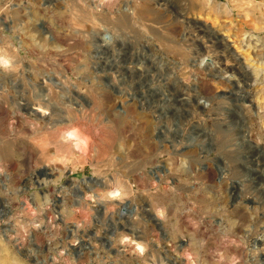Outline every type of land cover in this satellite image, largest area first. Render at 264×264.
<instances>
[{"label":"rangeland","instance_id":"rangeland-1","mask_svg":"<svg viewBox=\"0 0 264 264\" xmlns=\"http://www.w3.org/2000/svg\"><path fill=\"white\" fill-rule=\"evenodd\" d=\"M0 264H264V0H0Z\"/></svg>","mask_w":264,"mask_h":264},{"label":"bare ground","instance_id":"bare-ground-1","mask_svg":"<svg viewBox=\"0 0 264 264\" xmlns=\"http://www.w3.org/2000/svg\"><path fill=\"white\" fill-rule=\"evenodd\" d=\"M107 41V42H106ZM103 42L104 43H106V44H108L109 42H110V40L109 39H104L103 38ZM80 136V135H79ZM76 137H77V139H76ZM68 138L69 139H76L77 141H78V134L76 133V132H71V133H69V135H68ZM81 138V137H80ZM81 141V140H80Z\"/></svg>","mask_w":264,"mask_h":264},{"label":"water","instance_id":"water-1","mask_svg":"<svg viewBox=\"0 0 264 264\" xmlns=\"http://www.w3.org/2000/svg\"><path fill=\"white\" fill-rule=\"evenodd\" d=\"M97 183V182H96ZM102 186V185H101ZM88 191H91L90 189H88ZM101 207V206H100ZM126 209H125V206L121 208L120 210V213H121V216L126 213ZM152 220L156 223V226L158 227V229H161V227L159 226V224H157L158 220L155 219L153 216H152Z\"/></svg>","mask_w":264,"mask_h":264}]
</instances>
